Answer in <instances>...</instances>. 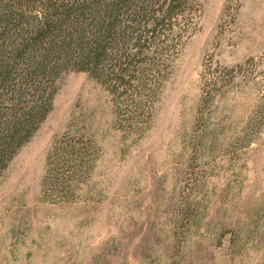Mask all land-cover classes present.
I'll list each match as a JSON object with an SVG mask.
<instances>
[{
	"label": "rangeland",
	"instance_id": "1",
	"mask_svg": "<svg viewBox=\"0 0 264 264\" xmlns=\"http://www.w3.org/2000/svg\"><path fill=\"white\" fill-rule=\"evenodd\" d=\"M199 3L153 96L62 78L0 178V264H264V0Z\"/></svg>",
	"mask_w": 264,
	"mask_h": 264
},
{
	"label": "trees",
	"instance_id": "2",
	"mask_svg": "<svg viewBox=\"0 0 264 264\" xmlns=\"http://www.w3.org/2000/svg\"><path fill=\"white\" fill-rule=\"evenodd\" d=\"M199 2L0 0V178L53 110L69 72H87L133 101L153 96Z\"/></svg>",
	"mask_w": 264,
	"mask_h": 264
}]
</instances>
